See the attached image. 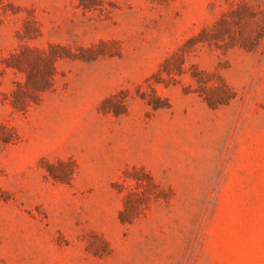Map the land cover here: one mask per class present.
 I'll use <instances>...</instances> for the list:
<instances>
[{"label":"rangeland","instance_id":"rangeland-1","mask_svg":"<svg viewBox=\"0 0 264 264\" xmlns=\"http://www.w3.org/2000/svg\"><path fill=\"white\" fill-rule=\"evenodd\" d=\"M2 1L17 12L0 22V59L26 16L40 29L28 43L78 57L57 62L53 88L25 112L3 99L20 75L0 64V121L19 134L0 147V264H264V41L255 51L195 44L177 82L154 84L168 107L136 92L230 5L253 9L245 28L264 25V0H103V12ZM191 64L220 74L235 98L209 106ZM132 167L168 199L128 223L118 214Z\"/></svg>","mask_w":264,"mask_h":264},{"label":"trees","instance_id":"trees-1","mask_svg":"<svg viewBox=\"0 0 264 264\" xmlns=\"http://www.w3.org/2000/svg\"><path fill=\"white\" fill-rule=\"evenodd\" d=\"M77 3L84 10L103 12L106 9L103 0H77ZM16 12L17 9L12 3L0 0V22ZM254 18L253 9L245 1L230 5L210 26L200 29L197 34L187 38L177 50L165 57L157 70L146 79L149 90L143 89L139 84L136 88L137 95L154 109L168 107L167 98L157 93L154 84L167 86L177 82L175 75L187 72L184 67V53L195 44L208 43L224 49L238 46L247 51L257 50L264 41V25L244 27L245 23L253 21ZM38 36L40 29L36 20L33 17H24L21 28L17 30L19 43L0 59L2 72L10 69L20 75V79L13 81L11 89L5 92L3 97L17 111L25 112L38 104L43 95L53 88L57 62L60 59L78 57L69 46L60 43L49 41L46 45L28 43V40H34ZM189 70V75L196 84L193 91L197 92L209 106L228 104L235 98L234 89L220 74L200 70L195 64H191ZM18 139L16 128L0 121V147L16 143ZM125 176L134 180L135 186L123 193V205L118 214L120 221L131 223L144 214L153 202L168 199L164 188L142 167H132V173ZM116 184L124 188L123 183Z\"/></svg>","mask_w":264,"mask_h":264}]
</instances>
